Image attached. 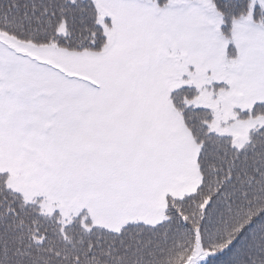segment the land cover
<instances>
[{"label": "snow or ice", "instance_id": "1", "mask_svg": "<svg viewBox=\"0 0 264 264\" xmlns=\"http://www.w3.org/2000/svg\"><path fill=\"white\" fill-rule=\"evenodd\" d=\"M0 264H264V0H0Z\"/></svg>", "mask_w": 264, "mask_h": 264}]
</instances>
